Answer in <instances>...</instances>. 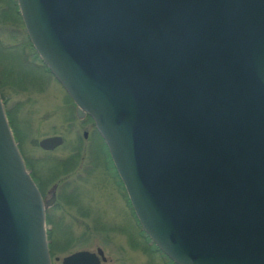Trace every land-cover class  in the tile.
<instances>
[{
    "label": "water",
    "instance_id": "water-1",
    "mask_svg": "<svg viewBox=\"0 0 264 264\" xmlns=\"http://www.w3.org/2000/svg\"><path fill=\"white\" fill-rule=\"evenodd\" d=\"M17 3L154 244L176 264H264V0ZM55 190L43 198L0 95V264H52Z\"/></svg>",
    "mask_w": 264,
    "mask_h": 264
},
{
    "label": "rangeland",
    "instance_id": "rangeland-1",
    "mask_svg": "<svg viewBox=\"0 0 264 264\" xmlns=\"http://www.w3.org/2000/svg\"><path fill=\"white\" fill-rule=\"evenodd\" d=\"M0 95L28 170L45 195L57 188L47 221L53 264L97 247L106 264H163L156 247L138 237L94 120L78 118L77 105L32 45L17 0H0ZM53 136L63 137V145L41 149L40 141Z\"/></svg>",
    "mask_w": 264,
    "mask_h": 264
},
{
    "label": "flooded vegetation",
    "instance_id": "flooded-vegetation-1",
    "mask_svg": "<svg viewBox=\"0 0 264 264\" xmlns=\"http://www.w3.org/2000/svg\"><path fill=\"white\" fill-rule=\"evenodd\" d=\"M88 137V135H87V133H84V138L86 139ZM104 142V141H103ZM104 144H105V142H104ZM105 146H106V144H105ZM55 151V150H54ZM47 152H51V151H47ZM31 175H32V173H31ZM119 176V175H118ZM33 177V176H32ZM34 179V178H33ZM119 179H120V177H119ZM34 181H35V183H36V185L38 186V189L40 190V192H41V194H42V196H43V198H50L52 195H51V192L53 191V189H54V187L47 193V195H45L44 194V192H43V190L41 189V187L39 186V184H37V182H36V180L34 179ZM120 181H121V179H120ZM121 183H122V181H121ZM123 184V183H122ZM123 186H124V184H123ZM124 190H125V194L127 195V199H128V205H127V207H128V209H129V213H130V216L132 217V219H133V222L135 223V225L137 226V229L139 230V238L141 239V240H143L145 243L146 242H148L149 243V245L150 246H155L156 247V249H154L153 248V250H154V253H156V254H158L159 256H160V258L161 259H163V264H176V263H174L168 256H166L155 244H154V242L149 238V236L146 234V232L144 231V229L142 228V226H141V224H140V221H139V219H138V217H137V215H136V213H135V211H134V208L132 207V204H131V202H130V200H129V197H128V194H127V192H126V189H125V187H124ZM56 192H57V188H56V190L54 191V193L56 194ZM56 202H57V195H56V201H55V203H54V205L56 204ZM53 205V206H54ZM53 206H51V207H53ZM50 207V208H51ZM49 208V209H50ZM49 209L47 210V213H46V224H47V221H48V211H49ZM49 249H50V245H49ZM87 251H90V250H87ZM91 252H94V254L97 256V258L100 260V262H101V264H106L109 260H108V258L106 257V255H105V252H104V250L101 248V247H97L94 251H91ZM71 255V254H70ZM50 256H51V260H52V264H53V259H52V255H51V249H50ZM69 256V255H68ZM65 258V257H64ZM63 260V259H62ZM62 260H61V264H62Z\"/></svg>",
    "mask_w": 264,
    "mask_h": 264
}]
</instances>
